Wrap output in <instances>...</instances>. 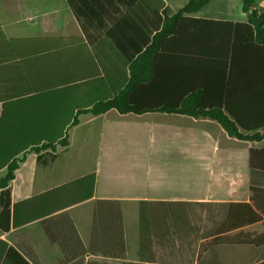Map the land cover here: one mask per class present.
<instances>
[{"label":"crops","instance_id":"1","mask_svg":"<svg viewBox=\"0 0 264 264\" xmlns=\"http://www.w3.org/2000/svg\"><path fill=\"white\" fill-rule=\"evenodd\" d=\"M183 6L175 9L169 0H0V164L18 147L30 148L41 127H63L77 116L78 124L68 126L73 130L117 112L94 116L78 109L131 78L132 53L151 48L168 71L182 65L195 45L210 49L216 27L207 21L247 20L200 11L175 23L176 36L158 38L163 10ZM238 57L230 105L247 119L259 117L264 127V75L251 78L246 54ZM133 115L194 127L224 151L232 140L250 143L244 178L237 175L234 183L225 157L219 170L210 169L208 188L199 166L206 159L199 157L112 155L90 161L86 150L99 143L85 139L74 150L69 128L67 146L30 151L15 170L11 200L20 226L0 230V264H36L24 251L38 264H248L253 254L264 256V243L250 255L246 246L264 233V155L254 175V187L262 188L256 194L249 165L250 149L264 150V140L231 138L209 118ZM231 203L249 204L260 221L237 224L228 216Z\"/></svg>","mask_w":264,"mask_h":264},{"label":"trees","instance_id":"2","mask_svg":"<svg viewBox=\"0 0 264 264\" xmlns=\"http://www.w3.org/2000/svg\"><path fill=\"white\" fill-rule=\"evenodd\" d=\"M260 1L264 0H242L243 12L247 15L245 22L207 21L216 27L214 35L211 36L213 44L210 49L195 45L191 51L184 53L188 58L182 65L172 66L168 71L160 67L159 58L152 53L151 48L144 52L132 53L130 57L132 63L129 67L131 78L124 80L117 87H111L103 99L94 101L88 107H80L79 114L91 113L98 116L112 109L122 115L131 113L141 115L150 112L181 114L214 120L231 138L253 142L264 140V127H260V118L243 117L234 110L229 101L231 78L235 64L239 61L238 54H246L248 67L252 72L251 78L256 80V77L264 75V11L258 10ZM210 2L211 0H188L176 12L170 8L164 9V27L158 38L176 36L175 23L181 18L190 19L188 18L190 15L200 12ZM167 78L169 81L173 79L174 82H169ZM73 118L72 123L67 122L63 127H41L39 139L30 143V148L18 147L14 155H8L0 164V171L4 170V175L0 177V230L8 232L12 227L20 226L15 221L10 188L20 162L30 151L36 153L47 149L56 151L58 146H67L68 129L71 128L68 126L78 124V117ZM24 135H27L26 132ZM262 155L264 150L250 149V182L255 194L262 190L254 187V175L255 171L260 170ZM252 201L256 209H259L255 197ZM229 206L228 216L237 224H254L261 219L249 204L231 203ZM234 207H240L242 212L233 211ZM119 220L122 225L121 215ZM140 222L142 232L140 250L143 252V212L140 214ZM263 243L264 233L252 238L246 244L247 253L252 254L250 249ZM20 248L24 251L23 247ZM24 252L32 262L38 264L36 256ZM248 264H264V256L257 258L256 254H253Z\"/></svg>","mask_w":264,"mask_h":264},{"label":"rangeland","instance_id":"3","mask_svg":"<svg viewBox=\"0 0 264 264\" xmlns=\"http://www.w3.org/2000/svg\"><path fill=\"white\" fill-rule=\"evenodd\" d=\"M169 1L175 9L188 2V0ZM242 7V0H211L201 11L203 14L212 13L227 20L244 21L246 14ZM257 7L258 10L264 11V1H260ZM155 117L120 115L112 112L96 122L73 130L71 128L69 135L73 138L74 150L85 139H93L99 143L86 150L87 159L90 161L112 155L120 158L176 155L186 158L199 157L206 159V164L199 166L208 188L209 183L212 182L211 178V182L208 180L210 169L219 170L222 166L219 163L220 159L225 157L227 168L231 166L233 169L234 183L237 182L235 176L240 175L244 178L248 164L247 149L249 145L251 146L250 143L235 144L232 140L231 148L224 151V146L219 145L218 141L206 137L205 133L194 127L182 129L167 123L160 124L161 122ZM186 176H190L187 171Z\"/></svg>","mask_w":264,"mask_h":264}]
</instances>
